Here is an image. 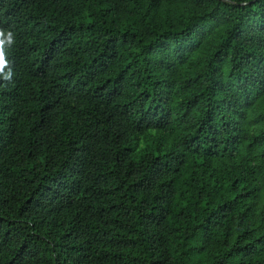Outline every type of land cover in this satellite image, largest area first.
Wrapping results in <instances>:
<instances>
[{"label":"trees","instance_id":"16d2710c","mask_svg":"<svg viewBox=\"0 0 264 264\" xmlns=\"http://www.w3.org/2000/svg\"><path fill=\"white\" fill-rule=\"evenodd\" d=\"M0 31V264H264V0H0Z\"/></svg>","mask_w":264,"mask_h":264},{"label":"rangeland","instance_id":"374dc122","mask_svg":"<svg viewBox=\"0 0 264 264\" xmlns=\"http://www.w3.org/2000/svg\"><path fill=\"white\" fill-rule=\"evenodd\" d=\"M262 110V104L257 103L252 110L248 113L249 122V137L254 138L258 131L261 129V123L259 122L260 112ZM258 205H264V189L261 191Z\"/></svg>","mask_w":264,"mask_h":264},{"label":"clouds","instance_id":"9594fccd","mask_svg":"<svg viewBox=\"0 0 264 264\" xmlns=\"http://www.w3.org/2000/svg\"><path fill=\"white\" fill-rule=\"evenodd\" d=\"M0 37H4V32L0 31ZM11 45L13 43V34L11 32L8 33L5 39H0V75L3 76L4 80L8 81L12 77L11 69L8 72H5L4 69L8 65V61L5 58V53L3 51V47L5 43Z\"/></svg>","mask_w":264,"mask_h":264}]
</instances>
